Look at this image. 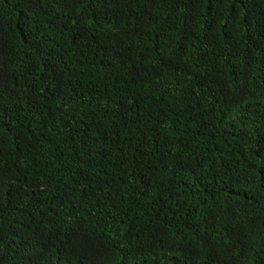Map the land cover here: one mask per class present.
<instances>
[{
    "label": "trees",
    "instance_id": "1",
    "mask_svg": "<svg viewBox=\"0 0 264 264\" xmlns=\"http://www.w3.org/2000/svg\"><path fill=\"white\" fill-rule=\"evenodd\" d=\"M0 264H264V0H0Z\"/></svg>",
    "mask_w": 264,
    "mask_h": 264
}]
</instances>
